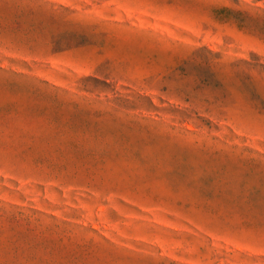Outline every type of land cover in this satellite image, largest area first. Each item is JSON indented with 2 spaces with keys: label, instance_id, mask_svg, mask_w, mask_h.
I'll list each match as a JSON object with an SVG mask.
<instances>
[{
  "label": "rangeland",
  "instance_id": "rangeland-1",
  "mask_svg": "<svg viewBox=\"0 0 264 264\" xmlns=\"http://www.w3.org/2000/svg\"><path fill=\"white\" fill-rule=\"evenodd\" d=\"M0 264H264V0H0Z\"/></svg>",
  "mask_w": 264,
  "mask_h": 264
}]
</instances>
